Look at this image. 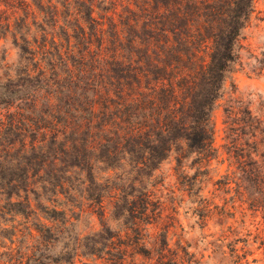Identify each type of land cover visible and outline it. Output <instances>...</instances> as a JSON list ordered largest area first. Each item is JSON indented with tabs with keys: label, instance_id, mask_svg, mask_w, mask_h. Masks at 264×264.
I'll return each instance as SVG.
<instances>
[{
	"label": "trees",
	"instance_id": "1",
	"mask_svg": "<svg viewBox=\"0 0 264 264\" xmlns=\"http://www.w3.org/2000/svg\"><path fill=\"white\" fill-rule=\"evenodd\" d=\"M254 2L0 6V41L16 51L12 64L0 55V264H72L78 256L197 263L186 247H169L166 228L145 249L143 225L160 219L149 207L170 158L184 191L209 210L203 193L220 157L213 114ZM223 124L228 167L217 184H234V196L264 216V123L235 105L224 109ZM91 214L100 230L74 235Z\"/></svg>",
	"mask_w": 264,
	"mask_h": 264
},
{
	"label": "rangeland",
	"instance_id": "2",
	"mask_svg": "<svg viewBox=\"0 0 264 264\" xmlns=\"http://www.w3.org/2000/svg\"><path fill=\"white\" fill-rule=\"evenodd\" d=\"M17 1L0 0V6ZM3 52L7 53L8 63L16 61V51L10 41H0V55H4ZM235 105L247 108L253 116L264 123V0L254 2V14L243 33L239 62L226 85L224 97L218 102L213 114L214 144L220 157L217 162L211 164L210 178L203 193L208 199L209 210L200 211L197 203L187 195L183 186L179 184L175 162L170 158L157 173L158 185L155 187L149 214L156 216L160 214V219L157 217L150 225H143L145 228L143 235L150 236V239L145 238V249L150 250L152 246H158L159 234L166 228L169 247L171 249L178 245L186 247L196 264H264L263 214L249 211L247 204L234 196V184L222 189L217 184L222 176L227 174L228 167L226 161L221 163L226 159L222 147L225 136L224 109ZM100 228L96 214L85 215L76 222L72 233L85 236ZM112 228L116 230L118 226L112 224ZM8 246L10 244L6 243V247ZM4 251L0 247V254ZM127 262L129 263V259ZM144 262L142 256H136L134 261L135 264ZM104 263L105 261H95L81 256L72 262V264Z\"/></svg>",
	"mask_w": 264,
	"mask_h": 264
}]
</instances>
